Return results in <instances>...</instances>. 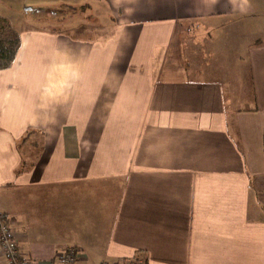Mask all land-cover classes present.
<instances>
[{
    "label": "crops",
    "instance_id": "crops-1",
    "mask_svg": "<svg viewBox=\"0 0 264 264\" xmlns=\"http://www.w3.org/2000/svg\"><path fill=\"white\" fill-rule=\"evenodd\" d=\"M72 1L108 21L0 11L21 40L0 71V214L24 261L264 264V0Z\"/></svg>",
    "mask_w": 264,
    "mask_h": 264
},
{
    "label": "rangeland",
    "instance_id": "rangeland-1",
    "mask_svg": "<svg viewBox=\"0 0 264 264\" xmlns=\"http://www.w3.org/2000/svg\"><path fill=\"white\" fill-rule=\"evenodd\" d=\"M79 3L80 2L72 0H0V4L4 9V11H0L11 15V19H13L18 26L20 25L24 28L30 26L49 32H61L68 31L77 26L78 29L76 33H86V35L92 36L95 33V26H102L104 19L108 21L109 18H102V14H104L106 10H104L102 6V9L94 8L95 2H91L92 5L94 4L92 7L85 6L82 8H80ZM98 7L99 4H97V8ZM88 8H93V12L88 11ZM259 18L260 16L256 19H252L250 24V29L254 33L253 37L255 39H262L260 32L257 31L261 29ZM93 27L94 29H92ZM204 31L205 29L202 24L194 22L190 23L186 30L179 36L182 37L183 41H185L184 37L187 40L188 36L189 40L195 42L200 41L201 36L205 34ZM229 61L232 64V62L236 63L238 60ZM173 62L175 64V60H173ZM187 62L188 60H185V63ZM202 63L205 64L203 67L205 73L202 74V76L205 77H216L217 74L228 71L226 69L229 66L228 60H198L199 65H202ZM169 64L171 63L169 62ZM194 65L196 66V64ZM240 66L241 64L238 63L236 67L238 68Z\"/></svg>",
    "mask_w": 264,
    "mask_h": 264
},
{
    "label": "built area",
    "instance_id": "built-area-1",
    "mask_svg": "<svg viewBox=\"0 0 264 264\" xmlns=\"http://www.w3.org/2000/svg\"><path fill=\"white\" fill-rule=\"evenodd\" d=\"M0 255L7 264H27L21 254L17 242L11 232L9 220L0 214ZM78 251L76 248H69L60 255V264H77ZM130 264H144L142 260H135Z\"/></svg>",
    "mask_w": 264,
    "mask_h": 264
},
{
    "label": "trees",
    "instance_id": "trees-1",
    "mask_svg": "<svg viewBox=\"0 0 264 264\" xmlns=\"http://www.w3.org/2000/svg\"><path fill=\"white\" fill-rule=\"evenodd\" d=\"M20 35L7 19L0 18V71L9 69L20 49Z\"/></svg>",
    "mask_w": 264,
    "mask_h": 264
}]
</instances>
